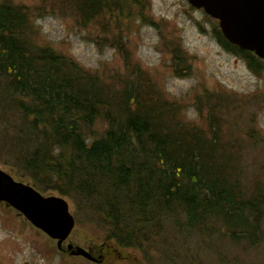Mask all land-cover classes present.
Masks as SVG:
<instances>
[{
    "label": "trees",
    "instance_id": "1",
    "mask_svg": "<svg viewBox=\"0 0 264 264\" xmlns=\"http://www.w3.org/2000/svg\"><path fill=\"white\" fill-rule=\"evenodd\" d=\"M105 1L74 0L85 15ZM30 34L27 13L0 2V145L40 190L86 200L105 231L102 253L146 251L167 230L264 253V191L240 182L229 146L170 120L161 100L146 103L137 90L114 108L96 75ZM215 34L257 71L260 58ZM99 118L103 133L87 137Z\"/></svg>",
    "mask_w": 264,
    "mask_h": 264
},
{
    "label": "rangeland",
    "instance_id": "2",
    "mask_svg": "<svg viewBox=\"0 0 264 264\" xmlns=\"http://www.w3.org/2000/svg\"><path fill=\"white\" fill-rule=\"evenodd\" d=\"M3 1L27 13L34 44L49 46L96 75L114 108L124 90L131 97L137 90L146 103L161 100L170 120L229 146L240 182L264 191V60L253 71L241 55L226 50L215 34L218 21L202 9L187 0H106L97 13L85 15L74 0ZM105 128L99 118L87 137H98ZM0 167L42 194L67 200L75 224L63 248L71 242L100 250L105 231L83 197L40 190L43 181L35 183L24 173L8 145H0ZM110 249L116 254L103 253L102 263L71 256L0 203V264H264V253L169 230L162 245L157 240L146 251Z\"/></svg>",
    "mask_w": 264,
    "mask_h": 264
},
{
    "label": "water",
    "instance_id": "3",
    "mask_svg": "<svg viewBox=\"0 0 264 264\" xmlns=\"http://www.w3.org/2000/svg\"><path fill=\"white\" fill-rule=\"evenodd\" d=\"M218 21L223 37L242 50L264 60V0H187ZM0 203L19 212L30 224L56 241L58 250L102 263V255L93 256L91 246L67 242L75 224L65 198L42 194L31 184L17 180L0 167ZM102 246V245H101ZM96 248L95 246H93Z\"/></svg>",
    "mask_w": 264,
    "mask_h": 264
},
{
    "label": "flooded vegetation",
    "instance_id": "4",
    "mask_svg": "<svg viewBox=\"0 0 264 264\" xmlns=\"http://www.w3.org/2000/svg\"><path fill=\"white\" fill-rule=\"evenodd\" d=\"M92 248H93V256L97 257L99 255H102V261H103L104 254L102 253V249L99 250L98 248H94V247Z\"/></svg>",
    "mask_w": 264,
    "mask_h": 264
}]
</instances>
